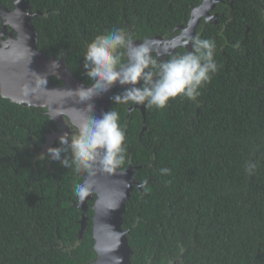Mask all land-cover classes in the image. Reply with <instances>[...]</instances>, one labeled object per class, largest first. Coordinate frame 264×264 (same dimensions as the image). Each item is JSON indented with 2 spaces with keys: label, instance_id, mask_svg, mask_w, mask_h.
Listing matches in <instances>:
<instances>
[{
  "label": "trees",
  "instance_id": "trees-1",
  "mask_svg": "<svg viewBox=\"0 0 264 264\" xmlns=\"http://www.w3.org/2000/svg\"><path fill=\"white\" fill-rule=\"evenodd\" d=\"M28 1L38 49L64 54L87 86L83 56L96 35L119 27L134 40L177 37L203 2ZM15 3L0 0V30L1 7ZM211 14L196 35L215 40L219 70L197 102L177 97L157 110L110 101L125 126L123 170L134 166L143 185L134 187L122 224L132 264H264V0H218ZM120 92L116 86L111 96ZM59 129L46 107L0 94V264H89L97 256L96 194L80 237L74 186L84 175L46 156L47 136ZM249 163L256 164L252 173Z\"/></svg>",
  "mask_w": 264,
  "mask_h": 264
},
{
  "label": "clouds",
  "instance_id": "clouds-1",
  "mask_svg": "<svg viewBox=\"0 0 264 264\" xmlns=\"http://www.w3.org/2000/svg\"><path fill=\"white\" fill-rule=\"evenodd\" d=\"M189 44L190 50L173 51ZM216 49L215 40L190 33L180 45L170 43L163 49L158 47V42L148 39L137 43L124 28L117 27L96 35L87 44L83 56L84 75L91 81V86L66 90L86 105L88 115L75 126V132L59 136L58 146L47 148V159L87 176L95 175L96 171L123 174L127 146L120 113L111 109L96 116L93 114L95 106L90 102L116 85L122 92L111 96L115 104L160 110L177 97L197 102L203 86L209 84L219 70ZM52 66L59 67L55 61ZM46 83L45 78L37 87L45 88ZM25 90H28L27 85ZM255 168V163H249L246 171L252 173ZM160 172L169 174L170 169L162 168ZM90 193L87 181L74 186V194L80 203ZM116 259L119 264L120 258Z\"/></svg>",
  "mask_w": 264,
  "mask_h": 264
},
{
  "label": "water",
  "instance_id": "water-1",
  "mask_svg": "<svg viewBox=\"0 0 264 264\" xmlns=\"http://www.w3.org/2000/svg\"><path fill=\"white\" fill-rule=\"evenodd\" d=\"M217 1L203 0L200 5L194 7L188 25L180 26L182 32L179 36L166 38L159 35L147 39L158 42V47L161 49L170 43L180 45L187 39L189 33L196 35V27L203 16L208 21L215 17V14H211V10ZM35 14L28 0H16L13 9L1 7L4 27L0 30V94L17 103L47 108V113L57 121L60 129L48 134L44 145L46 151L48 147H52L55 139L65 132L71 134L72 130L76 131L75 126L85 120L88 115L86 105L80 103L75 95L66 90L78 86L87 87V85L81 82L66 64L64 54L60 57H46L44 52L38 49V34L31 22ZM9 26L12 28L10 31H8ZM14 30L18 32L16 37L12 35ZM135 41L141 42V40ZM187 48L191 49V45H187ZM176 49L177 47L173 51L176 52ZM54 61L58 63V68H53ZM52 76H56L63 83L60 85L53 83L50 79ZM45 78L47 80L45 88L37 87ZM113 88L107 93L94 97L90 102L95 106L94 115L99 116L102 112L110 110ZM137 106L143 108L142 105ZM66 117L70 119L72 126L66 122ZM134 169L135 167L130 165L122 170L123 174L119 172L107 174L100 171H96L92 176L83 174L84 182L87 181L91 187V193L83 203L79 202V206L83 209L80 237L87 223V200L96 194L93 204V237L97 256L89 264H117L116 258H120L119 264H132L128 230L123 229L122 224L126 204L131 198L134 187L142 185L136 179Z\"/></svg>",
  "mask_w": 264,
  "mask_h": 264
},
{
  "label": "rangeland",
  "instance_id": "rangeland-1",
  "mask_svg": "<svg viewBox=\"0 0 264 264\" xmlns=\"http://www.w3.org/2000/svg\"><path fill=\"white\" fill-rule=\"evenodd\" d=\"M6 34H8V33H6ZM7 43H9V40H8ZM7 43H6V44H7ZM167 46H169V45H167ZM167 46H166V47H167ZM66 122L69 123V124L72 126V124H71V122H70V119H69L68 117H66ZM72 131L75 132V130H72ZM78 201H79V200H78Z\"/></svg>",
  "mask_w": 264,
  "mask_h": 264
},
{
  "label": "flooded vegetation",
  "instance_id": "flooded-vegetation-1",
  "mask_svg": "<svg viewBox=\"0 0 264 264\" xmlns=\"http://www.w3.org/2000/svg\"><path fill=\"white\" fill-rule=\"evenodd\" d=\"M72 128H74V127H72ZM96 259V258H95Z\"/></svg>",
  "mask_w": 264,
  "mask_h": 264
}]
</instances>
